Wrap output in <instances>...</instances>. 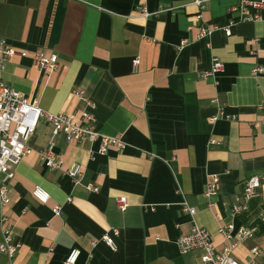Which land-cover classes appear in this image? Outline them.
I'll return each mask as SVG.
<instances>
[{
    "label": "crops",
    "instance_id": "crops-1",
    "mask_svg": "<svg viewBox=\"0 0 264 264\" xmlns=\"http://www.w3.org/2000/svg\"><path fill=\"white\" fill-rule=\"evenodd\" d=\"M140 3L149 16L137 11ZM235 3L207 0L200 10L190 0H0V37L17 50L1 80L43 111L72 116L82 108L72 92L84 90L95 128L127 144L90 157L89 140L58 135L54 146L63 165L48 169L36 151L48 144L50 127L39 119L28 142L33 151L8 182L4 211L19 244L14 264H62L72 248L80 250L77 264H202L201 250L183 254L175 243L193 222L217 247L226 243L219 226L255 227L232 256L242 263L257 245L256 264H264V109L258 108L264 72L252 73L264 68V12L261 20L232 25L229 35L215 29L199 36L201 27L226 25ZM37 51L56 54L55 71L34 66ZM212 58L224 72L203 76ZM73 164L80 166L78 183L64 173ZM211 174L220 180L209 207L204 190ZM253 175L261 184L247 211L234 217L232 205L242 201ZM35 186L48 192L47 203L32 196ZM120 196L128 203L123 211ZM184 202L196 209L193 218ZM112 229L118 230L115 250L102 239ZM8 262L0 253V264Z\"/></svg>",
    "mask_w": 264,
    "mask_h": 264
},
{
    "label": "built area",
    "instance_id": "built-area-1",
    "mask_svg": "<svg viewBox=\"0 0 264 264\" xmlns=\"http://www.w3.org/2000/svg\"><path fill=\"white\" fill-rule=\"evenodd\" d=\"M207 0H190V3L197 6L200 10L205 7ZM137 11L142 16H149V12L143 3L137 5ZM231 18L224 26L213 25L201 27L199 36L206 37L215 29H221L226 35L230 34V27L238 22H255L262 19L264 12V0H236V3L229 9ZM183 43V42H182ZM17 53L16 48L8 42L4 37H0V71L3 70L5 63ZM20 53V52H19ZM22 54V53H21ZM34 66L46 73H51L57 68L56 54H49L37 51L33 57ZM138 60L133 61L134 67ZM224 72V64L218 58H212L209 69L203 72V76H214ZM264 72V68L256 66L252 73L259 75ZM73 95L82 103V108L78 116L65 115L62 113H51L43 111L37 104L35 99H28L19 91L6 85L0 78V226L2 238L0 241V253L5 254L9 262L14 264L13 258L17 252L19 244L14 241L11 224L5 214V208L10 203V194L8 182L14 175L13 168L27 154L33 151L29 145V139L34 133L38 121L43 117L50 127V135L48 144L39 148L36 152L42 163L48 169H61L63 158L60 153L55 151L54 138L62 135L66 142H79L87 139L91 142L90 157L94 154L105 155L110 148L121 151L126 148V142L121 136H108L100 133L95 128V118L92 113L93 102L82 89L75 88ZM259 109H264V105H259ZM220 115L224 116V112L220 110ZM217 115L211 119L215 121ZM264 123V120L261 121ZM154 154H151L153 157ZM64 173L71 178L73 183H78L81 177L79 164H73ZM220 176L211 174L205 185L204 196L206 204L209 207L215 205V197L218 194V183ZM261 184V178L257 175L250 176L244 182L243 196L240 203H234L231 213L234 217L244 214L248 209V200L253 197ZM87 189L97 192L98 187L88 184ZM32 196L40 203H47L50 195L47 191L39 186H35L32 190ZM70 197L67 198V201ZM117 208L123 211L127 208L128 203L125 196H120L116 200ZM183 210L194 217L196 209L184 202ZM60 205L55 204L52 212L55 215L60 214ZM262 218H264V210H262ZM226 241V243L217 247L213 244L210 232L196 223H192L191 229L187 234L180 236L176 240L178 250L185 254L191 250L199 249L202 251V264H256L257 257L261 254V249L254 245L250 248V256L242 263H239L232 256L234 248L253 237L255 227L241 226L235 228L234 224L229 223L219 226L217 229ZM118 234L117 229H112L111 233L102 236L104 242L115 250L114 236ZM80 254L78 248H72L64 258L62 264H77Z\"/></svg>",
    "mask_w": 264,
    "mask_h": 264
}]
</instances>
